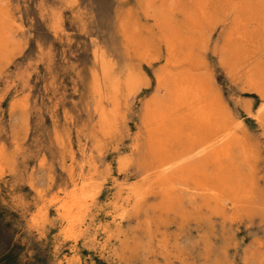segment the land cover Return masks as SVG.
Wrapping results in <instances>:
<instances>
[{"label":"bare ground","instance_id":"bare-ground-1","mask_svg":"<svg viewBox=\"0 0 264 264\" xmlns=\"http://www.w3.org/2000/svg\"><path fill=\"white\" fill-rule=\"evenodd\" d=\"M145 1L154 27L123 30L126 65L99 53L93 73V112L103 141L119 134L123 111L133 99L140 107L127 154L117 160L123 178L110 181L112 195L103 202L107 179L93 165L89 174L72 175L50 200L60 223L57 245L71 251L91 229L95 235L109 234L111 226L122 228L141 213L147 214L148 226L155 214L186 215L191 205L210 220L264 219V0ZM8 27L0 8V62L13 52ZM217 28L225 31L222 66L242 95L256 99L237 100L238 114H232L205 60ZM135 58L152 69L159 66L155 92L145 101H137L136 94L151 82ZM246 121L254 123V136L241 130ZM1 166L0 214L17 241L33 249L45 241L47 209L32 212ZM111 168L104 172L110 174ZM102 212L109 221L98 223Z\"/></svg>","mask_w":264,"mask_h":264},{"label":"rangeland","instance_id":"rangeland-1","mask_svg":"<svg viewBox=\"0 0 264 264\" xmlns=\"http://www.w3.org/2000/svg\"><path fill=\"white\" fill-rule=\"evenodd\" d=\"M145 2L0 0L13 51L0 62V164L28 208L47 209L48 214L45 241L30 250L17 241L0 214V264H264L263 218L210 220L197 205H191L186 215L155 214L151 226L147 214L141 213L122 228L111 226L109 234L95 235L91 229L76 251L57 245L60 223L50 200L72 175L89 174L95 165L107 179L103 202L112 195L110 181L123 178L117 160L127 154L129 135L140 123V107L133 99L123 111L119 134L103 141L93 112V73L99 53L126 65L123 30L154 27ZM224 32L222 28L212 32L205 60L232 114H238L237 100L256 99L242 95L241 86L221 64ZM133 61L151 82L136 94L137 101H145L155 92L159 66L152 69L144 60ZM241 130L251 136L256 132L251 121ZM108 165L110 174L104 172ZM102 213L98 223L109 221Z\"/></svg>","mask_w":264,"mask_h":264}]
</instances>
